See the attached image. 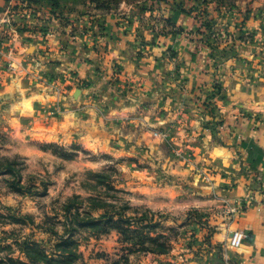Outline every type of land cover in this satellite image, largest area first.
Segmentation results:
<instances>
[{
    "label": "crops",
    "instance_id": "0c3cea01",
    "mask_svg": "<svg viewBox=\"0 0 264 264\" xmlns=\"http://www.w3.org/2000/svg\"><path fill=\"white\" fill-rule=\"evenodd\" d=\"M18 1L0 0V17L14 13ZM39 1L43 15L25 21L43 28L35 39L18 30L25 24L16 15L5 26L14 57L54 77L68 107L75 106L67 114L83 116L68 131L66 118L59 122L58 141L134 158L139 201L156 212L197 214L190 221H197L202 245L189 264H264V0L204 8L189 0H149V8L145 1L87 0L66 9ZM79 18L88 28L72 32L69 19ZM3 50L0 126L10 135L18 82L2 71ZM32 93L47 95L36 84ZM25 151L31 162L36 155L67 173L98 166L80 155ZM238 229L247 238L235 249L230 238Z\"/></svg>",
    "mask_w": 264,
    "mask_h": 264
},
{
    "label": "rangeland",
    "instance_id": "374dc122",
    "mask_svg": "<svg viewBox=\"0 0 264 264\" xmlns=\"http://www.w3.org/2000/svg\"><path fill=\"white\" fill-rule=\"evenodd\" d=\"M57 1L65 9L82 2ZM127 1H145L147 8L150 4L149 0ZM189 1L194 7L203 8L209 3H234ZM42 6L39 0H19L15 6L20 25L25 24L18 30L24 32L29 28L32 39L43 28L25 21L40 19ZM141 6L144 3L137 7ZM53 12L66 19L56 7ZM81 19H69L73 22L72 32L77 30L76 26L79 30L88 28L86 21L76 23ZM0 45L6 55L2 71L6 78L18 82L15 120L11 126L6 125L12 128V134L0 126V264H189L190 255L197 253V245H202L196 242L201 237L197 221H190L198 215L193 211L186 215L156 212L139 201V168L134 158L101 151L91 154L79 141H58L53 134L59 122L66 118L64 126L68 131L77 123V117L83 116L67 114L75 106L68 107L65 89L56 85L54 77L46 79L40 72L33 73L27 65L29 59L18 60L11 46L1 42ZM35 84L40 95L47 94L45 99L34 96ZM85 87L88 89V85ZM88 104L83 102L79 106ZM27 146L52 151L65 160H75L80 155L98 166H83L80 171L71 169L67 173L61 163L52 165L36 155L31 162L25 151ZM15 149L17 152H13ZM192 244H196L195 252L189 249Z\"/></svg>",
    "mask_w": 264,
    "mask_h": 264
},
{
    "label": "built area",
    "instance_id": "2783aa9c",
    "mask_svg": "<svg viewBox=\"0 0 264 264\" xmlns=\"http://www.w3.org/2000/svg\"><path fill=\"white\" fill-rule=\"evenodd\" d=\"M15 11V10H14ZM8 14H6V16L4 17H0V42L3 44H6L8 46H10L9 42L10 40V34L9 31L7 30L8 28H6L5 24H10L11 22V16L10 15H15L16 12L13 13L12 10L7 11ZM9 27H12L11 25H9ZM24 34H26L27 37L31 38L33 37V33L32 31L28 28L24 31ZM229 39L231 40V36L229 37ZM245 41L244 39H241L240 42ZM11 51V49H9V52ZM12 67V64H11ZM247 238V234L242 231V230H234L232 233V236L230 238V245L231 247L234 248H240L244 242V240Z\"/></svg>",
    "mask_w": 264,
    "mask_h": 264
},
{
    "label": "trees",
    "instance_id": "16d2710c",
    "mask_svg": "<svg viewBox=\"0 0 264 264\" xmlns=\"http://www.w3.org/2000/svg\"><path fill=\"white\" fill-rule=\"evenodd\" d=\"M78 1L79 2H81V1L82 2H86L87 0H78ZM89 1H96L97 3L101 4L100 2H102L103 0H89ZM216 88H217L218 93L220 94L221 93V88L219 86H216Z\"/></svg>",
    "mask_w": 264,
    "mask_h": 264
}]
</instances>
